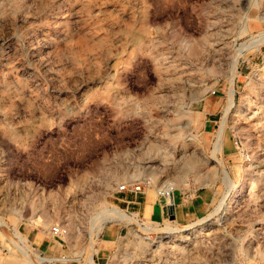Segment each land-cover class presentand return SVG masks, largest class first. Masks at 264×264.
<instances>
[{
  "label": "rangeland",
  "instance_id": "1",
  "mask_svg": "<svg viewBox=\"0 0 264 264\" xmlns=\"http://www.w3.org/2000/svg\"><path fill=\"white\" fill-rule=\"evenodd\" d=\"M0 264H264V0H0Z\"/></svg>",
  "mask_w": 264,
  "mask_h": 264
},
{
  "label": "crops",
  "instance_id": "2",
  "mask_svg": "<svg viewBox=\"0 0 264 264\" xmlns=\"http://www.w3.org/2000/svg\"><path fill=\"white\" fill-rule=\"evenodd\" d=\"M215 101H217V99H208L206 100L203 104H202V107L200 108L201 111L203 110L204 113H212L213 111H215L216 109V104H215ZM215 104V105H214ZM213 119H210V118H205L203 121H202V125L204 127V131H207L209 132L210 131V122L209 121H212ZM143 192V191H141ZM174 194V192H173ZM133 196H128V195H122V196H116V198L118 200H120L121 202H123V204H125L127 207H134L137 211L135 214H139L140 211H142L144 214H145V211L151 213V204L147 203L148 201V197H147V193L144 192V194L142 195V199H141V196L137 195V194H132ZM203 195H197L196 199H195V202L196 204L199 205H203V203L205 202V200H203ZM166 199H169L168 197ZM171 204L175 203V194H174V197L171 196ZM179 201V204H182V208H181V211L182 213L185 212L186 213H189L190 212V209L194 208L193 206H190L189 207V204L190 203H187V208L183 207L184 203H181V200L178 199ZM191 202L193 200H190ZM189 202V201H187ZM160 206V209L163 211L164 208L165 209H172L171 207H169L166 203H164L163 205H157L156 206V209L159 210V207ZM153 211V210H152ZM111 236L112 235V229H109L107 230V232H105L103 234V239L104 240H108V236ZM33 240L37 243V246L40 247L42 250L44 251H47L48 253H54L56 252V249H59V247L57 246V243H60V241H58V239L54 238V237H47L46 234H43V235H38V233H35L33 234Z\"/></svg>",
  "mask_w": 264,
  "mask_h": 264
},
{
  "label": "bare ground",
  "instance_id": "3",
  "mask_svg": "<svg viewBox=\"0 0 264 264\" xmlns=\"http://www.w3.org/2000/svg\"><path fill=\"white\" fill-rule=\"evenodd\" d=\"M196 52H197V50H195ZM193 52V51H192ZM195 52V53H196ZM198 52H199V50H198ZM194 53V52H193ZM237 61H236V63H235V68H234V72H233V77H234V75L237 73ZM228 106H227V112H229V111H231L232 110V108L235 106V98H234V79H232V81H231V86H230V88H229V92H228ZM156 158V156H152V157H149V162L150 161H152L153 159H155ZM147 160V159H146ZM163 160V159H162ZM162 160H161V162H162ZM156 161V160H155ZM159 161V160H158ZM187 161V160H186ZM189 162V161H188ZM192 164V163H191ZM188 165V163L186 162H183V164H182V168H184V167H186ZM223 165V167H224V164H222ZM160 166V165H159ZM162 168V167H161ZM112 213H115L117 216H118V218L120 217L121 219H123V220H125L126 222H131V221H134V222H136L137 224H138V226H139V229H141V230H145L146 232H149L151 229H152V227H147V226H143V225H141V223L140 222H138V220L136 219V218H134V217H132V216H130V215H128V214H126L125 212H122L121 210H117V209H112V211H111ZM205 218V217H204ZM203 220V219H202ZM152 231V230H151ZM93 244H94V242L92 241V244H91V247H90V255H91V258H92V255H93V253H94V248H93ZM91 260V259H90ZM92 261H94V260H92Z\"/></svg>",
  "mask_w": 264,
  "mask_h": 264
},
{
  "label": "built area",
  "instance_id": "4",
  "mask_svg": "<svg viewBox=\"0 0 264 264\" xmlns=\"http://www.w3.org/2000/svg\"><path fill=\"white\" fill-rule=\"evenodd\" d=\"M211 93H215V89H212L210 91ZM119 189H127V190H130L131 192H133L134 194H137L138 192H141L142 191V188H141V183H135V182H131V183H124V184H121ZM161 196H164V192L161 190L160 193ZM51 232L53 234H59L60 233V228L58 225H53L51 227Z\"/></svg>",
  "mask_w": 264,
  "mask_h": 264
}]
</instances>
